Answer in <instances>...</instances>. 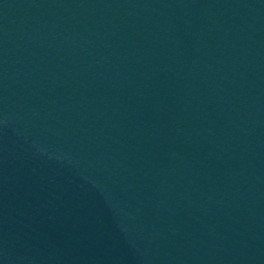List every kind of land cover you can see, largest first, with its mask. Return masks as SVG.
Returning a JSON list of instances; mask_svg holds the SVG:
<instances>
[{"label": "water", "instance_id": "1", "mask_svg": "<svg viewBox=\"0 0 264 264\" xmlns=\"http://www.w3.org/2000/svg\"><path fill=\"white\" fill-rule=\"evenodd\" d=\"M0 264H264V0H0Z\"/></svg>", "mask_w": 264, "mask_h": 264}]
</instances>
